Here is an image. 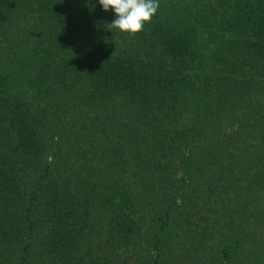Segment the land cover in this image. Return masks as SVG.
<instances>
[{"label": "trees", "instance_id": "1", "mask_svg": "<svg viewBox=\"0 0 264 264\" xmlns=\"http://www.w3.org/2000/svg\"><path fill=\"white\" fill-rule=\"evenodd\" d=\"M0 0V264H264V0Z\"/></svg>", "mask_w": 264, "mask_h": 264}, {"label": "clouds", "instance_id": "2", "mask_svg": "<svg viewBox=\"0 0 264 264\" xmlns=\"http://www.w3.org/2000/svg\"><path fill=\"white\" fill-rule=\"evenodd\" d=\"M103 10L114 13L108 28L136 33L156 14L159 0H98Z\"/></svg>", "mask_w": 264, "mask_h": 264}]
</instances>
